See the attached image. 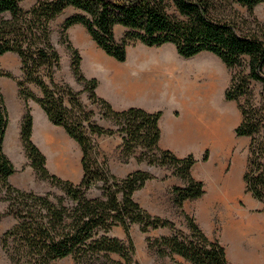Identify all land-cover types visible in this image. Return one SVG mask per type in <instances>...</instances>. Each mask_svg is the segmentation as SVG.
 Here are the masks:
<instances>
[{
    "label": "trees",
    "instance_id": "obj_1",
    "mask_svg": "<svg viewBox=\"0 0 264 264\" xmlns=\"http://www.w3.org/2000/svg\"><path fill=\"white\" fill-rule=\"evenodd\" d=\"M25 0H0V57L16 52L22 60L25 79L18 80L20 95L26 102L21 124L23 148L37 175L60 187L63 195L52 192L40 194L18 188L8 181L16 166L4 150L9 111L0 85V181L5 188L8 208L0 217L13 215L17 222L2 236L1 244L15 264H52L73 256L85 264H141L136 259V244L132 227L138 224L144 233L151 229L169 227L170 236L148 237L150 246H156L161 256H182L192 264H231L225 246L210 238L196 217L185 210L190 230L185 234L168 218L151 214L135 198V193L147 181L156 178L147 170L130 172L123 178L111 173L106 162L98 158L97 136L120 134L122 152L129 158L137 149L142 152L138 161L150 165L170 166L185 181L184 186L172 188L174 204L183 209L188 199L202 197L205 184L193 176L197 162L193 154L177 156L160 147L162 111L149 112L140 107L116 110L100 97L97 78H88L82 70V56L70 42L72 69L75 77L84 83L90 99L97 102L102 117L111 120L114 127L106 128L94 119V112L85 106L72 87L55 81V69L61 56L51 41L49 23L67 7L81 11L68 17L65 29L84 25L105 53L120 62L127 59L128 46L137 40L147 46L173 43L179 54L190 58L202 52H212L230 68H239L226 88L227 100L236 101L242 118L235 129L238 137H249L247 169L244 173L246 191L264 202V22L255 13L264 0H37L30 9H24ZM224 2H233L248 9L247 16L234 10L230 18L221 11ZM174 7L177 13H171ZM9 13L10 17L5 15ZM126 27L124 37L116 35V26ZM46 72L50 83L45 79ZM12 74L0 67V77ZM41 88L36 95L26 83ZM256 82L263 84L258 99L253 90ZM69 98L71 106L66 103ZM29 99L39 103L50 120L63 126L80 145L83 158V177L79 183L52 173L45 153L32 139L34 116ZM208 159V151L204 160ZM93 188L100 195L90 196ZM123 227L126 238L114 236L112 231ZM113 254L120 256L114 259ZM175 264H184L176 261Z\"/></svg>",
    "mask_w": 264,
    "mask_h": 264
},
{
    "label": "crops",
    "instance_id": "obj_2",
    "mask_svg": "<svg viewBox=\"0 0 264 264\" xmlns=\"http://www.w3.org/2000/svg\"><path fill=\"white\" fill-rule=\"evenodd\" d=\"M78 25L81 24L72 27ZM91 60L98 68L96 67L94 72L85 70V74L98 79L97 94L109 101L114 109L140 107L149 112L162 111L159 121L162 131L159 142L161 148L171 150L179 157L193 154L197 158L202 157L208 147L216 152L219 149L223 151L224 157L219 161L218 168L213 169L209 162L197 163L193 167L192 173L196 179L204 182L206 193L200 198L186 200L183 206L187 213H194L195 217L196 213L199 214L201 222H197L200 225H207L208 221L214 228L216 224V221L214 222L216 215L214 219L212 216L214 209L218 206L224 207V204L233 198L234 192L229 186L232 173L228 175L226 181H221L222 167L231 157L232 169L240 162L244 166V157L235 154L237 146L235 129L242 115L234 101L225 99L223 85L217 89L216 82L213 81L214 71L204 68L203 63L184 64L185 59L173 43L153 47L140 44L132 51L128 50L125 62H119L100 53L93 54ZM98 70L100 72H96ZM201 78L208 80L200 83ZM30 106L34 116L32 139L44 151L48 168L63 179L79 183L84 173L80 145L63 126L56 125L50 120L39 103L30 102ZM21 113L24 115L23 109ZM17 132L18 135L14 134L10 140L6 134L4 142L6 152L13 158L17 157L14 145L23 146L21 127ZM102 137L100 148L108 156L111 157L112 154L117 157L111 160L113 173L118 177L127 175L133 169L136 159L132 157L128 162H124L120 158L122 135L117 133ZM238 140L244 149L247 138L242 136ZM36 176L35 169L25 156L21 167L16 166V172L9 176L8 181L18 188L29 189L32 179ZM174 185L184 186L185 182L173 175L164 180L155 178L147 181L145 185L148 186L147 197L142 205L152 214L168 217L169 211L176 207L173 194L170 193ZM203 229L210 238L213 237L204 227ZM235 247L248 252V246L242 241ZM179 258L181 261L184 260L182 256ZM259 260L264 264L263 257Z\"/></svg>",
    "mask_w": 264,
    "mask_h": 264
},
{
    "label": "rangeland",
    "instance_id": "obj_3",
    "mask_svg": "<svg viewBox=\"0 0 264 264\" xmlns=\"http://www.w3.org/2000/svg\"><path fill=\"white\" fill-rule=\"evenodd\" d=\"M36 2L37 0H25L21 5L24 9H30L36 4ZM235 9H237L240 13H242V15L247 16L248 14V9L246 7H241L237 3L224 2L221 6V11L224 12L225 15H229L230 18L236 17V15L234 14ZM170 12L179 14L177 13L174 7L170 8ZM77 13H81V11L73 6H69L61 14H59L53 20H51L49 23V27L51 31V41L61 56V63H60V66L55 69L54 78L57 83H60V84L66 83L70 85L75 92L79 93L78 94L79 99L85 106L86 110L94 112L93 119L97 123H99L100 125L106 128H111V127H114L113 122L111 120H108L102 117L103 110L101 106L97 102H93L90 99V96H89L90 92L84 89V86H85L84 83H81L77 80V78L74 75L72 66H71L72 51L69 49V46H68L69 42L73 44L75 48L79 50L82 56V70L84 74H85V70L94 72L95 68L97 67V65H94V63L91 60L93 54L100 53L103 56L106 54L105 51L99 47L97 42L93 39V37L90 35V33L88 32L87 28L84 25H78L75 27H70L68 29H65L64 26H65L66 19ZM255 13H256V16L262 22H264V3H261L256 7ZM5 16L7 18L10 17L9 13H7ZM126 30H127L126 27H124L123 25H117L116 26L117 38L121 40L124 37ZM140 44H144V43L140 40L134 41L128 46V50L132 51V49H134ZM182 57L186 61L184 64L190 63L194 65V64L203 63L205 64L204 68L212 69L214 71L213 81L216 82L217 89L220 85H223L222 89H223V94L225 97L226 88L230 85L233 73L236 70H239L238 67L237 68L228 67L220 57L213 54L212 52H207V51L202 52L190 58H186L184 56ZM0 67L3 70L8 71L12 74L11 77H8V76L0 77V85L2 88V92L5 96L6 105L9 111V124H8L6 134L9 135V140H10L14 136V134L18 135L17 131L19 127H21L22 118H23V115L21 113L22 109L25 112L26 102L24 98L20 95V88L18 86V80L19 79L24 80L25 75L22 71V60L20 56L16 52H13V51L7 52L0 57ZM96 72H100V71L98 70ZM43 74L45 76L46 81L50 83L48 77L46 76L45 71H43ZM88 78H94V77H88ZM193 79H195V76L193 77ZM207 80L208 78H201L200 83L207 81ZM26 86L31 91H33L36 95H39V96L43 95L41 88L38 87L36 84L27 82ZM262 89H263L262 83L260 82L254 83L253 90H254L255 96L258 99H260L261 97L260 94H261ZM96 91H97V88H96ZM227 101H230V100H227ZM30 102L31 103L35 102V100L29 99V104ZM234 102L237 104L236 101ZM66 103L69 106H71V103L68 97H66ZM103 136H107V135H103ZM238 138L239 137L236 135L237 146L235 147L236 149L235 154H239V155L241 154L244 157V166H243V163L240 162L239 165L235 169H232L233 167H232V157H231L228 159L227 164L223 166L221 170L222 171L221 181H224V180L226 181L228 178V175L232 173L231 174L232 178L230 180H235V185L232 186V184H230L229 186L231 190L234 191L232 192L233 198L230 201H228V203L224 204V207L220 208L218 206L216 207V209H214L213 211L214 214H212L213 219H214V215H216V218L214 220V222L216 221V224L214 228H213V224L208 221L206 222L207 225H200V226L202 228L204 227L206 231L208 232V234H211L213 236L212 239H218L225 246L226 251H227V257L231 264H261L259 259L260 257L264 258V202L256 199L255 197H253V195L250 192L246 191L244 173L247 169L248 147L250 143V138L246 137L247 145L244 149L242 148V145L240 144ZM102 140H103L102 136H97L96 141L99 146L98 158L101 162H106L111 173H113L111 169V160L117 157L116 155H112V154H111V157L108 156L100 148V141ZM4 150H5V143H4ZM207 151H208V159L204 160V156L207 153ZM14 152L17 153L16 158L11 157L8 152L6 153L10 157V159L13 161V163L18 168H20L21 164L25 161V156H26L23 146L20 144L14 145ZM141 152H142V149L139 148L134 153V155L127 158L124 156L123 152L121 151L122 156L120 158H122V161L128 162L132 157L136 159L131 172L139 170V169L147 170L151 172L152 174H154L157 180H164L169 175L171 176L173 175L174 169L170 166H156V165H150L147 161H143V162L138 161L137 156ZM233 155H234V152H233ZM223 157H224V153L222 150L219 149L216 152L214 151V149L212 150L210 147H208L205 150L204 155L202 157L200 158L196 157L197 162L195 163V165L201 162H209L211 163V167L213 169L218 168L220 166L219 161ZM18 175H21V173H18ZM173 176H176V175H173ZM123 177H118V178H123ZM174 186H178V185H174ZM172 188L170 190V193H172ZM147 189H148V186H144L143 188L138 190L135 194L136 200L141 205H142V202L147 197L146 195L148 191ZM25 190H32L40 194H45L47 192H52L54 195L64 194V191L60 187L54 186L50 180L41 178L38 175L32 179L31 187ZM100 193H101L100 190L93 188L92 190H90L89 195L94 197V196L100 195ZM7 208H8V202L5 200V188L3 187V182L0 181V212H5ZM244 212H246L247 214L245 215ZM169 214L170 215L165 218H168L174 221L179 230L183 231L185 234H189L190 230L188 228L186 216L183 213V209L175 207L174 209L169 211ZM153 215H156V214H153ZM190 215L195 216L194 213H191ZM157 216H161V215H157ZM161 217H164V216H161ZM196 218L198 219L197 220L198 222H201L198 213H196ZM16 222H17V219L13 215H5V216L0 217V264H15L10 260L7 253L3 250L1 239H2L3 234L9 228H11ZM237 227L238 228L240 227V229H238ZM241 228H242V231L244 232H246L245 229L247 228L250 231L247 229L246 233L244 232L243 234L238 233V230H241ZM253 230L255 231V234L258 233L256 234V236L259 235L258 236L259 239H257L254 236L255 234H252ZM112 234L122 239L126 238V234H125L123 227L114 228V230L112 231ZM132 234H133L135 244H136V259L141 264H175L176 261L184 263V264H187V262L188 264H192L190 261L186 259H184L183 261L179 260L180 256L178 254H174L173 258L168 255L161 256L156 246L155 247L150 246L147 238L148 237L160 238L162 236H170L173 234V230L170 229L169 227L151 229L148 233H144L142 232L140 226L138 224H135L132 227ZM254 237L256 239H254ZM257 240L259 242H257ZM240 241H242L248 246L247 253L238 249V247H235V245H237ZM112 257L114 259H120V256L117 254H113ZM52 264H85V263L78 262L73 256H68L62 259H58L52 262ZM107 264H110V263H107Z\"/></svg>",
    "mask_w": 264,
    "mask_h": 264
},
{
    "label": "bare ground",
    "instance_id": "obj_4",
    "mask_svg": "<svg viewBox=\"0 0 264 264\" xmlns=\"http://www.w3.org/2000/svg\"><path fill=\"white\" fill-rule=\"evenodd\" d=\"M183 84H184V83H183ZM183 90H185V87H183ZM227 182H228V181H227ZM221 183H222V182H221ZM226 184H227V183H226ZM230 184H232V186H234V185H235V180H231V181H230ZM228 185H229V184H228ZM250 227H251V226H250ZM237 228H238V227H237ZM245 228H246V227H245ZM257 228H259V227H257ZM238 229H240V227H239ZM247 229H248V228H247ZM247 229H245L246 232H247ZM260 229H261V228H260ZM233 230H234V229H233ZM248 230H249V229H248ZM251 230H252V229H251ZM254 230H255V229H254ZM254 230L252 231V234H255V231H254ZM249 231H250V230H249ZM243 232H244V231H242V228H241V230H238V233H242V234H243ZM246 232H244V233H246ZM256 234H258V233H256ZM256 234H255L254 236H255L257 239H259V237H258L259 235L256 236ZM235 235H236V234H235ZM249 235H250V234H249ZM255 237H254V239H256ZM252 238H253V237H252ZM252 238H251V239H252ZM252 240H253V239H252ZM262 241H263V240H262ZM262 241H261V243H262ZM257 242H259V241L257 240Z\"/></svg>",
    "mask_w": 264,
    "mask_h": 264
}]
</instances>
